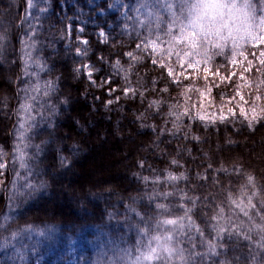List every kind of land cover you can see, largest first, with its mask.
I'll use <instances>...</instances> for the list:
<instances>
[{
  "label": "trees",
  "instance_id": "obj_1",
  "mask_svg": "<svg viewBox=\"0 0 264 264\" xmlns=\"http://www.w3.org/2000/svg\"><path fill=\"white\" fill-rule=\"evenodd\" d=\"M50 1L51 7L55 8L60 0ZM120 1L129 8L128 24L123 17L120 18L119 11L103 6L105 0H96L94 6L89 8L88 14L97 9L103 11L95 16V22L86 21L82 29L83 37L88 40L89 58L92 60L91 54L99 53V59H93L98 67L96 77L102 81L101 88H85L82 80L76 83L83 85V88H72L62 82L61 77L59 91L63 93L66 107L55 121L52 132L57 141L63 142V152L68 162L59 172L60 178L50 177L47 173L49 181L45 190L48 194L39 198L34 196L31 201H35V204L28 206L30 201L26 202L21 211L34 227L43 229L41 225H46L55 234L58 231L70 234L80 231L91 237L93 227L90 223L97 222L96 226H100L105 221V225L110 226L109 230L104 229L109 233L108 240L102 234L99 241L91 237L95 246L91 242L86 246L89 251L95 249L98 252L103 247L108 250L111 245L117 251L118 247L125 246L120 225L124 215L116 214L123 210L125 200L142 196V177L154 171L184 173L187 179L178 184V189L194 192L201 201L197 210L206 217L215 214L213 210L218 206H224L230 192L226 189L231 190V187L240 184L234 169L242 170L244 175L251 174L260 185H264V121L256 123L253 129L247 127V119L257 113L264 115L261 111L264 109V64L261 63L264 60V42H259L261 39L264 41V0H218L214 8L199 7L202 0H168L172 5L171 11L167 8L157 9L158 19L153 18L149 29H145L141 23L146 19L142 13L151 11L140 7L147 0ZM24 6V0H0V30L14 43L20 33L19 23ZM133 7L140 8L135 15L131 10ZM173 13L179 23L169 17ZM192 23L205 36L204 46L195 58L191 55L199 45L197 31L190 28ZM99 28L105 32L104 43L99 42L95 34L92 35V31ZM169 28L171 32L166 34ZM150 37L162 46L159 67L145 58L141 49H136L137 44ZM256 43H259L257 47L254 46ZM250 51L256 52L254 62L259 66H252L249 72L237 71L236 79L227 86L221 84V88L218 85L198 88L183 76L179 77L177 84H173L168 75L170 70L186 69L188 64L215 73L217 68L225 70L220 63L230 54L235 58ZM129 52L133 54L131 57ZM114 61L115 65L119 62V67H113ZM18 75V62L0 64V146L5 150L11 148ZM104 77H108L111 83L104 84ZM107 89L114 90L111 96L116 101L111 105L106 103L108 97L111 98L105 93ZM126 89L135 90V94L129 92L125 95ZM153 101L159 104L152 105ZM228 108L233 109L234 116L230 123H209L222 114L227 115ZM241 108L246 116L241 115ZM199 117H203V121ZM174 125L179 126V131ZM77 127L81 128L80 132ZM174 132L176 135H173ZM107 133L108 137L105 135ZM193 136L199 139L194 140ZM229 139L233 143L229 144ZM95 144H102L100 152L94 147ZM71 145L75 146L73 155L68 150ZM120 146L127 153L119 159L116 156ZM50 149L47 155L53 159L49 164L54 167V157H50L53 150ZM101 156L106 159L104 166L88 169L90 164L93 165V160L99 161ZM79 159L82 161L80 169L83 164H88L84 174L91 173L90 180L67 181L72 169L79 168ZM173 160L178 161V165L172 164ZM221 168L227 169V172L219 171ZM64 184L68 185L72 197L76 194L79 199L85 200L89 196L92 199L101 196L91 204H86V200L84 202V206L90 209L84 212L93 218L82 220L73 215L76 219L72 216L66 219L58 216L57 213L61 212H56L57 217H46L41 213L43 209L36 210L54 194L65 197ZM111 222L112 226L117 223L114 238H111ZM205 233L208 236L209 233ZM200 241H195L196 248L201 245ZM208 242L204 245L206 249ZM231 252L227 249L220 256L206 258L203 264H213V261L215 264H220V261L237 264ZM55 257L47 263L60 264ZM176 259L179 261L180 258ZM195 264H200V261L197 259Z\"/></svg>",
  "mask_w": 264,
  "mask_h": 264
},
{
  "label": "rangeland",
  "instance_id": "obj_2",
  "mask_svg": "<svg viewBox=\"0 0 264 264\" xmlns=\"http://www.w3.org/2000/svg\"><path fill=\"white\" fill-rule=\"evenodd\" d=\"M24 1L25 6L19 23L20 33L16 42H12V40L0 30V64L3 66L6 63H19V75L17 78L18 96L13 106L11 148L9 147L5 150L0 146V165H2V167H0V264H48L47 261L55 256V259L58 260L60 264H136V256L141 252H146V248H136L138 225L135 220L137 218L134 214H132L133 219L131 218V213L128 212V208L134 207L142 214L147 213V216L152 218L150 223L153 225V228H155L156 223L160 220L175 219L178 216H182L183 213L178 208H173L171 215L162 214L161 211L155 207V203L149 204L145 196V193L152 194L153 191L156 193L173 192L175 195L169 197L168 200L157 197L156 202L166 205H177L181 202L186 203V201H180L179 193L177 192L178 184L184 180L165 182L169 172L177 176L179 173L171 170H157L150 173L149 176H146L149 178L147 184L142 180L144 187L141 194L142 196L133 197L131 200L124 201L123 210L116 214L124 215V218L120 221L121 228L124 231L122 230L123 233H120L123 242H126V244L124 247H118L119 251L115 250L113 245H111L108 250L103 247V253L102 251H95V249L89 251L86 247L90 244L92 240L91 237L99 241L98 238L104 234V238L108 240L109 233L104 229L109 230L110 228L108 227L110 226H106L105 221H103L104 225L100 223V226H96L97 222L90 223L93 227L91 237L87 236V234L83 235L80 231H76L73 234L58 231L55 234L51 232L49 228H46V225H41L44 227L43 229L41 227H34L31 221L26 219L24 212H21L26 202L30 201L28 206H32L35 202L31 201L34 196L39 198L48 194V191L45 190V186L49 181L47 179V173L50 177L60 178L61 174L59 172L63 170L62 167L68 162L63 152V142L61 140L57 141L52 132L55 121L59 119L62 110L66 107L65 98L62 95L63 93L61 94L59 91L61 77L63 79L62 82L71 85L72 88H83V85L80 86V84L76 83L81 80L84 82L85 88L86 86H88V88H101L102 83L101 79L96 77L98 67L93 59H99V53L94 52L91 54L93 57L92 60L89 58L87 55L89 48H87L84 43V41L88 42V40L83 37L84 33L82 31L83 24L86 21L90 20V22H95V16L103 12L101 9H97L96 12L88 14L89 8L94 6L96 0H81L80 2L76 0H69L67 2L65 0H60L55 8L51 7L52 3L50 0H33L35 6H30L28 0ZM217 1L218 0H202L198 6H211V8H214V3ZM160 2L164 4L163 0H160ZM103 6L106 9L119 11L120 18L123 17L125 23L128 24L126 19L127 17L130 18V12H128L129 8L127 4L123 1L105 0ZM40 8H45L46 11H39ZM169 17L173 18L172 15ZM92 32H94L92 35L95 34L99 42H105V32L103 30L99 28ZM101 33H104V35H101ZM142 41H146V43H142ZM142 41L139 43L141 46H136V49H141L144 54L143 56L149 58L152 64L159 67L162 62V57L160 55L162 46L151 37ZM259 42L264 41L261 39ZM258 44L259 43H256L254 46L257 47ZM251 47L253 48L252 45ZM77 49L81 50V54H77ZM255 54V51H250L248 53H241L235 58L230 54L223 60L224 62L220 63L222 67H225V70H219L217 68L215 73L208 71L209 69L207 68L198 69L192 64H188L186 69H176L175 72L170 70L168 75L173 84H177L180 80L179 77L183 76L184 79L190 80L191 82L193 81L198 88H213L217 85V87L221 88L223 87L221 84L227 86L236 79L234 77L237 71L245 70L249 72L252 66L255 67L256 64L259 66L257 62H254L253 56ZM233 60L236 61L235 64H233ZM112 64L113 67H115V61ZM86 65L92 66L94 69L91 79L87 75ZM189 65L192 66L189 67ZM255 70L260 71V69L256 68ZM250 76H252V74H250ZM92 80H95L96 83H92ZM48 81H54L55 87L50 92V99H48V102L44 104L43 108L39 109L43 112V116L38 117L31 107L34 103L32 97H37V106L42 104L43 100L46 99V97L42 95V92ZM213 84L215 86H212ZM34 89H39V91H34ZM105 93L109 95L108 89L105 90ZM109 99L116 101L115 98L111 96V98L108 97L106 103ZM29 116L36 117V121L31 122ZM30 124H32L31 127H29ZM21 125H23V127H21ZM76 129L80 132L81 128L77 127ZM105 135L108 137V133ZM128 138L129 136L127 139ZM25 145H28V147H25ZM49 147L53 150L50 149L53 154H51L50 157H54V167H51L49 164L53 160L48 158L49 155H47ZM94 147L100 152L103 146L102 144H95ZM68 150H70L69 153L73 155L75 146H69ZM125 151L126 149L120 146L119 153L116 157L120 159L121 156L123 157L127 153ZM99 159V161L94 159L93 165L90 164L93 167L90 166L88 169L94 170L98 168L97 166L103 167V162H105L106 159L103 158V156ZM62 160L66 162H62ZM81 163L82 161L79 159V168L72 169L71 174L67 175V181L74 179L90 180L92 176L91 173L87 175L84 174V170H86V165L88 166V164L85 166L83 164L80 169ZM236 176L240 179L237 181L240 184L237 186L234 185V187H231V190L226 189L230 191L226 203L224 206H218L213 211L215 213L222 207L223 218L220 220L222 225H226L228 218L231 217L232 220L242 223L245 229L251 228L252 236L256 237L258 230L255 228L254 224L249 223L248 218L243 216L234 205H231V200L229 199L230 197L232 199H242L244 204H247L246 198L241 196L242 186L246 183L247 175L241 176L237 172ZM157 177H159V182L152 183ZM57 181H59V179H57ZM67 181H65V183ZM257 184L260 185L258 182ZM67 186L68 185L64 184L65 197L54 194V197L39 205L36 210L43 209L41 213L46 217L52 215L57 217V214H59L58 216L65 217L66 219L70 216L74 217L73 215L82 220L93 218L91 215L84 212V210H87V212L90 210L88 207L84 206V202L86 200V204H91L94 200L100 199L101 196L93 199L89 196V198H84L85 200H82L79 199V196L76 194L72 197L70 195V189ZM243 191L250 192L251 189H243ZM183 192L187 193L189 196L197 197V195H194V192L190 190H183ZM200 202L201 201L198 199L196 209H194L191 215L196 224L204 229V232H206L205 234L209 233L207 234L208 236L204 235L203 239L205 242L207 240L212 241L215 233L211 232L207 224L209 216H202V211L197 210L200 206ZM253 203L257 204V208L255 210L248 209L250 215H253V221L256 224L264 223L260 218L261 215H264V212H260L261 200L259 196L253 198ZM56 212L61 213L56 214ZM254 212H260V215H255ZM116 224L117 223H114L112 226L111 222V228L113 230V232H111V238L115 237L114 232H116ZM95 232L100 233L95 234ZM166 234L168 233H164L163 229L151 232V235L162 236ZM193 238L194 243L199 239L201 240L195 231H193ZM193 242L182 240L177 246L187 251L192 247ZM91 243L94 245L93 241ZM104 243L105 241H103V245ZM161 243H163V239H161ZM243 244L244 242L240 241V247H237L236 250L233 251L230 242L228 249L232 251L231 255L233 259L241 255V249H243V252H247V249L243 248ZM204 245L195 248V251L206 253L208 249H206ZM152 247H156L154 241ZM157 251H159V249H157ZM216 258L218 259V257ZM210 262H212V260ZM142 264H156V262H142ZM249 264H253V262L249 261Z\"/></svg>",
  "mask_w": 264,
  "mask_h": 264
},
{
  "label": "snow or ice",
  "instance_id": "obj_3",
  "mask_svg": "<svg viewBox=\"0 0 264 264\" xmlns=\"http://www.w3.org/2000/svg\"><path fill=\"white\" fill-rule=\"evenodd\" d=\"M28 3L30 6H35L33 4V0H28ZM140 7L145 9H151V11H147L146 14L142 13V15H146V19L144 21H141L145 29L150 28L153 23L154 17L158 19V17L156 16L157 9L167 8L169 9V11H171L172 9V5L168 3V0H165L164 4H161L160 0H147V2L142 4ZM180 7H182V4L180 5ZM131 10L140 11V8L133 7V9ZM39 11H46V9L40 8ZM173 22L179 23L175 16V13H173ZM170 32L171 29L169 28L168 33L166 34H169ZM101 35H104V33H101ZM84 43L86 44L87 41H84ZM142 43H146V41H142ZM140 46L141 45L139 44L137 45V47ZM77 54H81L80 49H77ZM128 55L131 57L133 54L129 52ZM232 62L233 64L236 63L235 60H233ZM261 63L264 64V60H261ZM115 66L119 67V62H117ZM191 66L192 65H189V67ZM85 68L87 69L88 77L91 79L92 72L94 69L92 68V66L87 65L85 66ZM92 83L95 84L96 81L92 80ZM103 83L110 84L111 80L108 77H104ZM54 85V81L46 82L45 89L42 92V95L46 97V99H44L43 103L39 104V106H37V97H32L34 103L31 107L36 112V116H43V112L39 109L43 108L44 104H46L48 102V99H50V92L55 87ZM34 91H39V89H34ZM108 91L109 95H111L114 90L108 89ZM164 91H167V89H164ZM129 92H132L133 95L135 94V90L126 89L125 95H128ZM259 98L260 97H257V99ZM232 99H235V97H233ZM107 103L108 105H111L113 103V100L109 99ZM158 104V101L152 102V105ZM152 105H150V107ZM253 111L255 112L256 110L253 109ZM261 111L264 112V109H262ZM240 112L241 115L246 116V113H244L243 108L240 109ZM181 115H187V113H182ZM29 119L31 120V122L36 121V117L34 116H29ZM199 119L203 121L204 118L199 117ZM232 119H234L233 109L228 108L227 115L222 114L217 119L210 120L209 123L214 124L218 122L220 124H227L230 123ZM261 121H264V115L257 113L255 116L247 119V127L253 129L255 124ZM31 126L32 124L29 125V127ZM21 127H23V125H21ZM174 128L179 131L178 125H174ZM173 135H176V133L174 132ZM192 139L196 140L199 139V137L193 136ZM228 143L231 144L233 143V141L229 139ZM25 147H28V145H25ZM62 162L66 161L62 160ZM171 163L178 165V161L176 160H173ZM140 166L143 167V163H141ZM0 167H2V165H0ZM219 171L227 172V169L221 168L219 169ZM234 171H237L238 174H240L241 176L244 175L243 171L240 169H234ZM201 178L206 179V177ZM142 179L145 184L149 182L148 177H142ZM185 179H187V177L184 173H180L177 176L169 172L166 176L165 182H176ZM158 182L159 177L152 181V183ZM243 189H251V191L245 192L243 191ZM177 192L179 193L180 201H186V203L181 202L177 205H166L164 203L156 202L157 197H161L163 200H168L169 197L175 195V193L173 192L156 193L155 191H153L152 194L145 193L149 204L155 203V207L159 209L162 214L171 215V211L173 208H178L183 213L182 216H178L175 219H163L158 221L155 225V228H153V225L150 223L152 218L148 217L147 213L142 214L141 212L137 211L134 207L128 208V212L131 213V218L133 219L132 214H134L137 218L135 220L138 225V239L136 242V248H146V252H141L139 255L136 256V264H142V262L151 261H155L156 264H195L197 259L200 261V264H203L206 258L220 256L222 252L228 249V247L230 246V242L231 246L233 247V251H235L237 247H240V241L244 242L243 248H246L247 252H243V249H241V255L235 258L237 264H241V261L243 262V264H247V262L249 261L253 262V264H264V223L256 224L253 221V215H250L248 210H255L257 208V204L253 203V198L259 196V199L261 200L260 212H264V185H258L255 178L251 174H248L246 176V183L242 186L241 191V196L246 198L247 204L245 205L242 199H232L231 197L229 199L231 200V205H234L236 209H239V212L242 213L243 216L248 218L249 223L254 224L255 228L258 230L257 236L253 237L251 234V228L245 229L242 223L232 220L231 217L228 218L226 225H222L220 223V220L223 218V208L220 207L219 211H217L214 215L209 216L207 219V224L210 227L211 232L215 233V236L213 237L212 241H209L207 243L208 250L206 253L195 251L196 245L193 242V231H195V233L201 238V246L205 244V241L203 239L204 229L200 228L196 224L195 220H193L191 215L194 209H196L197 200L200 198L189 196L187 193L183 192V190L177 189ZM260 212H254V214L260 215ZM260 218L261 221H264V215H261ZM161 229H163L164 233L168 234L162 236L151 235L152 231H160ZM161 239H163V243H161ZM182 240H188L189 242H193L192 247L187 251L182 247H178L177 245L181 243ZM153 241L155 242L156 247H152ZM157 249H159V251H157ZM177 257L180 258L179 261H177ZM213 264H215V261H213ZM220 264H228V262L220 261Z\"/></svg>",
  "mask_w": 264,
  "mask_h": 264
},
{
  "label": "clouds",
  "instance_id": "obj_4",
  "mask_svg": "<svg viewBox=\"0 0 264 264\" xmlns=\"http://www.w3.org/2000/svg\"><path fill=\"white\" fill-rule=\"evenodd\" d=\"M190 28L192 30L197 31V43H198L199 47L196 50H193V54L191 55V57L195 58V57H198V54H199L201 48L204 46L205 36L202 32L199 31V29L197 28L195 23H192L190 25Z\"/></svg>",
  "mask_w": 264,
  "mask_h": 264
}]
</instances>
